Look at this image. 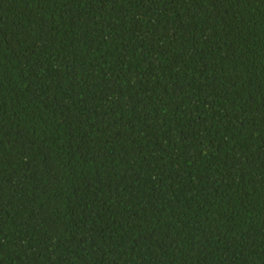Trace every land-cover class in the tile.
Returning <instances> with one entry per match:
<instances>
[{
  "label": "trees",
  "instance_id": "trees-1",
  "mask_svg": "<svg viewBox=\"0 0 264 264\" xmlns=\"http://www.w3.org/2000/svg\"><path fill=\"white\" fill-rule=\"evenodd\" d=\"M0 264H264V0H0Z\"/></svg>",
  "mask_w": 264,
  "mask_h": 264
}]
</instances>
